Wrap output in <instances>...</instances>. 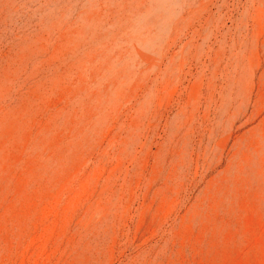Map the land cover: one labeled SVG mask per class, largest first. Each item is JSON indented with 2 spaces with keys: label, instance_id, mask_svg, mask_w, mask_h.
I'll return each mask as SVG.
<instances>
[{
  "label": "rangeland",
  "instance_id": "374dc122",
  "mask_svg": "<svg viewBox=\"0 0 264 264\" xmlns=\"http://www.w3.org/2000/svg\"><path fill=\"white\" fill-rule=\"evenodd\" d=\"M0 264H264V0H0Z\"/></svg>",
  "mask_w": 264,
  "mask_h": 264
}]
</instances>
